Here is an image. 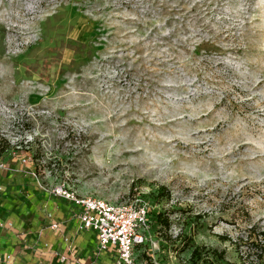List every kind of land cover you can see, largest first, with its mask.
<instances>
[{"label": "rangeland", "instance_id": "obj_1", "mask_svg": "<svg viewBox=\"0 0 264 264\" xmlns=\"http://www.w3.org/2000/svg\"><path fill=\"white\" fill-rule=\"evenodd\" d=\"M5 142L3 172L146 199L140 262L264 264V0H0Z\"/></svg>", "mask_w": 264, "mask_h": 264}, {"label": "crops", "instance_id": "obj_2", "mask_svg": "<svg viewBox=\"0 0 264 264\" xmlns=\"http://www.w3.org/2000/svg\"><path fill=\"white\" fill-rule=\"evenodd\" d=\"M81 210L23 167L0 170V264H113L116 252L81 229Z\"/></svg>", "mask_w": 264, "mask_h": 264}, {"label": "built area", "instance_id": "obj_3", "mask_svg": "<svg viewBox=\"0 0 264 264\" xmlns=\"http://www.w3.org/2000/svg\"><path fill=\"white\" fill-rule=\"evenodd\" d=\"M2 168L0 164V170ZM52 192L82 209L79 215L81 229L96 233L100 252L111 249L116 252L113 264H148L138 262L137 252L153 257L158 250L149 235L150 205L141 195L122 201H109L81 197L73 190ZM150 263L158 264L154 260Z\"/></svg>", "mask_w": 264, "mask_h": 264}, {"label": "trees", "instance_id": "obj_4", "mask_svg": "<svg viewBox=\"0 0 264 264\" xmlns=\"http://www.w3.org/2000/svg\"><path fill=\"white\" fill-rule=\"evenodd\" d=\"M9 147H10V145L8 143H6V142L5 143H0V159H2V157L4 156V154L7 151L10 150ZM152 216L154 217V219L156 220V222L159 221V222L163 223L165 225V227L169 228V226H170L169 219L168 218L163 219L162 216H161V213H159L158 211H154V212H152ZM220 239L222 241H225V242L231 241V239L228 238V237H220ZM199 253H200L199 249L198 248L195 249L193 251V253H192L191 259H193V260L197 259V257L199 256ZM263 253H264V248L261 247V251L257 255L258 260H262L263 259ZM212 254H213V256H216V257H218L220 259H223V254L222 253H217V251H212Z\"/></svg>", "mask_w": 264, "mask_h": 264}]
</instances>
